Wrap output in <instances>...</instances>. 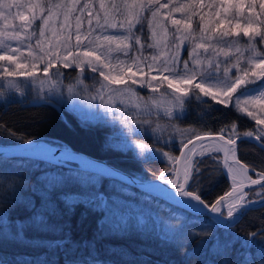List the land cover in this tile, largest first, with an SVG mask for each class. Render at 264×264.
Listing matches in <instances>:
<instances>
[{
	"label": "snow or ice",
	"instance_id": "1",
	"mask_svg": "<svg viewBox=\"0 0 264 264\" xmlns=\"http://www.w3.org/2000/svg\"><path fill=\"white\" fill-rule=\"evenodd\" d=\"M203 0H199L198 3L188 5H176L174 8H170L168 3H160V0H132L131 3L125 2L123 4L124 18L118 23L108 22V13L105 11L104 23L100 22L99 12L92 13L89 11V5L87 3L82 6H78L77 0H71L69 4H45V3H33L27 5L29 15H24L23 12L17 11L13 16V19L17 17L21 21L18 28L12 26L10 29H6L0 32V48L5 49L0 53V62H3L0 67V78L6 80L24 78L30 81L39 79L38 71H42L44 77L50 81L52 87L49 91L55 87L56 80L52 78L53 74H50V69L53 68L54 62L63 64L64 67H69L74 61H79L77 66L81 67L83 72V66L91 68L92 72H99L107 84L101 82L100 99L103 103L104 91L115 92L116 89H110V85L113 84H125V91H130L131 85H127L123 79V75L117 78L110 74H105L104 68L109 67L108 63L102 61V56L105 53L98 54V50H85L83 51V57L87 60L81 59L79 56H73L71 49L67 50V54L61 59L55 53L45 51L42 47V39L45 37V30L49 26V22L54 15H59V11L53 12V9L64 10V25L69 24L70 17H73L75 13L79 12L80 15H75V27H76V41L75 47L79 48L81 44V24L83 20H87L89 29L84 36L85 39L92 37L97 31L101 32V35H97L94 39H88V43L92 44L94 41H100L101 39L111 45L116 42L122 47H117L116 52L122 53L124 57L130 58L133 62L139 63L148 60V57L143 55L145 48L154 49L158 47V43L155 42L157 33L153 31L154 21L155 26L161 28L167 33L166 24L170 21L175 26V31L172 35V42L166 47L175 49L174 52H170L164 56L163 60H160V56L152 55L151 61L159 63H148L146 66L149 69V73L155 67L160 79L157 80L153 77L152 80H148L142 87L147 86L152 89L153 93L160 92L161 88L165 91L161 93L162 96H168V106L163 109V116L169 119L176 116L177 111H183L186 101H189L193 95L197 100H201L202 103H207L201 98L210 96L212 100L217 101L220 104H231L233 108L240 111L247 117H250L255 121L257 128L252 131H246L243 133V137L250 138L249 143L257 141V147L264 152V50L258 47V44H264V29L254 27V24L264 25V0H219L217 5L215 0L208 5L211 8H218V11L213 14L221 16L227 20L229 14L232 16H243L245 11V5H247V11L250 13L247 19L245 27L241 28L239 32L233 33L232 29L221 30L222 21H217L213 27H209L204 23V15H200L199 22L194 26L192 16L196 15V8ZM25 7L20 0H0V18L7 20L9 15H12V9H20ZM259 7V12H256V8ZM100 10H105V4L103 0H100ZM163 8L169 9L167 19L164 21L158 20L160 10ZM191 9L192 15L187 16V19L181 21L174 19L171 16L172 11H185ZM112 12L115 15H121L120 5L113 4ZM87 13V15H85ZM93 16H96V24L93 25ZM39 21L40 23H36ZM145 24L147 28L152 32L149 37L144 32ZM139 25V28H137ZM183 27V34H181ZM240 28V25H236ZM25 28H31V36H36L38 31V37L35 41L36 52L33 49L31 43L27 45L29 49L27 55L22 50L24 41L21 40V30ZM106 28L121 29L122 32L116 34H104ZM135 29V31H134ZM191 29L192 31H189ZM199 30V36H195L196 30ZM205 33H208L206 35ZM53 35H58L53 31ZM247 38L244 40V51L250 53L247 57H236L235 62L229 56L226 49L233 47V37ZM70 36L65 37V42L70 40ZM149 39H152L153 43H147ZM195 40L201 42L195 43ZM6 41H16V47L6 43ZM127 42V43H125ZM239 43V39L235 41ZM186 45H191V51H188ZM136 46H139L136 48ZM184 46L183 51L187 53L188 58L182 59L180 52ZM103 47V45H101ZM135 49L139 55L129 57V53ZM237 52H240L239 47L236 48ZM223 54L224 59H214L213 56L219 57ZM68 56H73V60L70 61ZM242 56V54H241ZM119 60V57H116ZM95 61V63H94ZM121 63L123 61H120ZM38 64H43V68L38 70ZM235 69V72L232 69ZM166 73V74H165ZM56 77L62 75L57 72L54 74ZM136 75L132 73V77ZM175 81H179L180 86H177ZM155 81V83H153ZM195 81V83H194ZM83 84V80L77 81ZM206 82L209 86H206ZM215 82V83H213ZM137 81L132 79V84H136ZM166 86V88H165ZM87 87V86H85ZM216 88L217 91H211V88ZM168 89H171V93H168ZM69 92H72L73 86L69 85ZM2 94V93H0ZM95 99L96 97H91ZM152 106L159 108V104L155 100L152 101ZM110 110V109H109ZM178 118V117H177ZM147 122V121H146ZM82 124L87 127V122L82 121ZM160 125L157 124L154 131L159 130ZM5 133L11 136L13 133L9 129H0V137ZM227 134V139H225ZM196 140L204 143V138L196 135ZM236 125L232 124L230 128L221 129L219 141L212 144L208 148H202L198 155L210 154L212 152L225 153L224 156V168L227 171H223L217 166L216 170L220 171L225 177L232 176L231 191L225 192L224 195L219 196L215 202H205L202 198L201 176L203 173L199 168V164L203 161H193L192 154L195 152L193 148L184 155L183 175L180 177L179 169H166L165 172H161L159 179L163 181L165 185H169V188H158L157 185L152 184V188H157L158 191L168 201L172 202V205L182 206L184 210L192 209V214H185L177 210L176 207L169 206L167 211L161 206L162 201L158 197H153L149 191L145 196V204L154 205V207L139 208L134 207L127 198L133 196L130 190L133 187L140 188L145 181L136 176H125L117 172L115 169H106L105 174L111 178L118 179L121 184L116 188V192L119 195L112 197L106 196L103 192L95 190L92 193L82 197L84 203L93 207L94 210H100L104 213V220L100 222L101 227L104 224L114 221L111 226L113 229H126L129 220L133 218L134 213H138L135 218L137 220V226L143 230L151 220L153 227L149 228V231L155 230V238L160 241V246L164 247L168 244L176 245L179 248L185 249L183 255L191 259L192 257H198L203 259V264H213L211 259L207 257H217L219 264H264V222L260 227L253 232L248 233L243 238L237 236L233 231L234 226L244 218V216L257 208H264V161H261L260 171L255 172L256 178L253 179L249 175V167L247 164H241L239 159H236ZM28 151L44 154L46 157H52L51 148L42 147L40 144H33L31 141H25ZM192 143V139H188L187 142H182L183 148H188V145ZM139 149L138 155H143L149 151V146L145 143H139L135 146ZM173 161H177L178 158L169 156L168 153H163ZM231 157V160H229ZM209 158L215 160L214 156L209 155ZM255 171V167L252 169ZM167 172H172L177 178H172L166 175ZM2 175V172H0ZM237 176L242 177L237 183ZM78 174L69 171L67 174L59 172L44 171L37 177V183L31 185V190L37 196L40 197V205L36 206L35 202H31L30 206L33 209V215L31 221L34 222V226L37 231L46 232L52 230L48 222L49 216L58 215L59 210L54 201L51 200L50 194L60 188H63L70 180H78ZM257 186V187H253ZM248 188V191H245ZM174 190V191H173ZM15 191V188H14ZM65 203L77 202L80 199L79 195H62L60 197ZM160 213H163L164 218H161ZM199 214V215H197ZM26 224L20 221L15 223V232H7L6 236L22 244H29L34 246H48L61 248L64 245L71 243L69 239H57L52 241H41L39 239L28 240L25 237ZM7 228V225H5ZM58 232L59 229H56ZM211 240V244H209ZM195 242V247L188 250V245ZM239 244V248L235 246ZM85 246L87 242H85ZM254 250V251H253ZM95 255L94 249L92 256ZM90 257H86L83 260L76 261V264H100ZM25 264H31V262H25Z\"/></svg>",
	"mask_w": 264,
	"mask_h": 264
},
{
	"label": "trees",
	"instance_id": "2",
	"mask_svg": "<svg viewBox=\"0 0 264 264\" xmlns=\"http://www.w3.org/2000/svg\"><path fill=\"white\" fill-rule=\"evenodd\" d=\"M28 1L30 2L29 4L38 2L53 4L57 0ZM84 1L77 0L79 5ZM125 2L131 3L132 0L129 2L128 0H108V5L118 4L120 5V11L123 12V4ZM198 2L199 0H168L167 3L170 8H174L176 5H188ZM212 2L213 0H203V3L199 4L196 8V15L192 16L191 23L194 26L199 22L200 15H204V23L210 24V27H213L217 21H222L221 25L226 29L231 28L234 34L245 27L244 23H247L246 17L250 15L247 11V5H245L243 16H232L229 14L228 19L224 20L223 14L221 16L213 14L218 11V8L209 7L208 5ZM215 2L217 5L219 4V0H215ZM62 3L68 2L65 1L64 3L62 1ZM256 12H259V7L256 8ZM162 13L164 15L162 21H164L167 19L169 9H162ZM177 13L185 16L186 19L187 16L192 15L191 9L187 10V12L183 10L176 11ZM173 15L172 11L171 16L173 17ZM261 19H264V17H261ZM36 23L38 24L39 21ZM237 24L240 25V28L236 27ZM254 27L264 29V25L258 23L254 24ZM137 28H139V25H137ZM166 28L168 36H171L175 31L170 21H167ZM144 32L151 37L147 24H145ZM236 39L243 40L240 38ZM147 43H151V39ZM258 47L264 50V44H258ZM145 50L148 49L145 48ZM184 53L182 51L181 57ZM53 68L63 73L65 81L72 79L75 75V67L73 66H56ZM0 92L2 91L0 90ZM1 95L0 97H4V95ZM5 97V99L0 98V129H9L13 135L9 136L5 133L0 137V143L44 138L51 144L61 145L66 143L74 149L77 148L93 156L102 157L114 166L140 178L160 176V173L165 172L166 169H172V164L163 158L161 159L155 155H138L131 148H124L117 144V140L115 141V136L112 134L115 126L108 121L84 119L64 103H58L56 106H52L49 103L28 105V100L35 99L29 94L22 95L20 98L15 96ZM201 98L207 103H202L201 100H197L195 95H193L189 101H186L181 115H176L171 119L161 114L153 116L158 121L161 120L170 126H174L182 135L180 140L172 142L159 141L142 133L136 134V138L159 150L177 154L182 142L193 137V135L220 133L222 128L227 129L232 124H235L237 136H240L236 140V155L249 168L253 169L255 167L256 171H250V174L254 176L255 172L260 171L261 161H264V152L256 146V141L253 140V142L249 143L250 138L243 137V133L256 129L255 121L233 108L231 104H220L210 97H203L202 95ZM82 121L87 122V127L82 124ZM225 135L227 136V134ZM200 151L195 152L192 159L193 161H203V163L198 165L203 173L200 178V187L203 193L202 198L208 203L229 189L230 183L227 177L216 170L217 166H219L224 171L221 152L198 155L197 153H200ZM209 155L214 156L215 160L210 159ZM70 163L72 165L65 166L62 163L54 164L26 156H0V172H2L0 177L5 176L9 181L25 182L24 187L15 189V191L0 185V197L3 199L0 200V264H25V262H31V264H76V261L92 256L93 249L95 255L92 258L99 261L100 264H203V259L201 258H186L183 255L185 249L176 245L168 244L161 247L160 241L155 238V230H148L153 227L151 220H149L148 225L143 230L137 226L138 222L135 216L138 213L133 214V218L129 220L126 229H113L111 224L114 221H110L101 227L100 222L104 220V213L100 210H94L93 207L84 203L82 197L95 190L103 192L108 197L119 195L116 192V188L120 186L121 182L115 178H108L79 169L75 166L76 163ZM44 171L63 174L71 171L77 173L79 179L70 180L63 188L57 189L50 194L51 200L57 205L59 214L48 218L49 224L53 226L52 230L40 232L37 231L34 222L31 221L33 209L30 206L33 201L36 206H39L40 197L31 192L29 187L37 183V177ZM166 175L172 177L171 172H167ZM130 190L133 196L130 198L126 197V199L134 207H154V205L145 204V196L147 194L145 191H141L136 187ZM16 193L23 195L24 198L19 197ZM27 194H29V199ZM77 194L80 197L77 202L65 203L60 199L62 195L75 196ZM152 196L157 197L155 195ZM159 200L163 202L161 206L165 211L171 206L176 207L182 213L192 214L161 198ZM160 215L163 219V213H160ZM17 221L26 224L24 231L28 240L52 241L69 239L71 243L64 245L63 248L19 243L6 236L7 232H15V223ZM262 222H264V208H257L248 212L234 226L233 231L237 236L243 238L248 233L256 231ZM5 225H7V228H5ZM56 229H59V231L57 232ZM85 242H87L88 246H85ZM211 242L209 240V244ZM195 246V242H192L188 245V250ZM235 247L239 248V244ZM207 259H211L213 264H219L217 257L209 256Z\"/></svg>",
	"mask_w": 264,
	"mask_h": 264
},
{
	"label": "rangeland",
	"instance_id": "3",
	"mask_svg": "<svg viewBox=\"0 0 264 264\" xmlns=\"http://www.w3.org/2000/svg\"><path fill=\"white\" fill-rule=\"evenodd\" d=\"M62 1L65 3L67 1L69 4L71 3V0H57L53 4H63ZM79 1V0H78ZM130 0H128L129 2ZM20 2L25 5V7H22L20 9H12V15H9L7 20L5 21L3 18H0V32L10 29L12 26H18L20 25L21 21L17 17L16 19H13V16L17 11L23 12L24 15H29V10L27 9V5L30 3L28 0H20ZM105 4V10H100L99 4L100 0H85L82 4L78 6H82L83 4L87 3L89 5V11L92 13L99 12L100 16V22L104 23V16L105 11L108 13V22L109 23H118L120 20L124 18L123 12H121V15H115L112 12V6L108 5V0H103ZM168 0H160V3H167ZM165 9V8H163ZM59 11V15H54L52 20L49 22V26L45 30V37L42 39V47L45 51L51 50V53H55L57 56H59L61 59L67 54V50L71 49L73 56H79L81 59L87 60L88 58L83 57V51L85 50H98V54L103 52L105 55L102 56V61L109 64V67H105L103 70L105 74H110L113 76L119 77L123 75V79L126 82L127 85H131L130 91H125V84H113L110 85V89H116L115 92L112 91H104L103 96L104 100L103 103L100 99V89H101V82L104 84H107V81L103 80V77L100 76L99 72H92L91 68L87 67L85 64L83 66V72H81V67L77 66L79 61H74L69 67H75V75L72 79L65 81L63 79V73L59 77H56L54 74L57 72H60L56 70V68L50 69V74H53L52 78L57 81L55 84V87L52 88L51 91H49V88L52 87L50 84V81L44 77V74L42 71H38L39 79L35 81H30L24 78L19 79H12L6 80L3 78H0V90L2 92V95L4 97L0 98H6L5 96H15L20 98L22 95L29 94L30 96H33L35 99H42V98H49L51 100H54L57 103H64L68 107L75 110L79 115H81L84 119H88L90 121H94L96 119L108 121L110 124L114 125L113 129V135L115 136L114 139L117 144L121 145L124 148H131L136 154L139 153V149L135 146L139 143H144L142 140H138L136 138V134H147L149 136H152L153 139L159 140V141H165V142H172L177 141L182 138V135L178 132V130L174 126H170L168 123L163 121L156 120L153 116L155 115H163V109L168 106V96H162L161 93L165 91L164 88H161L160 92L153 93L152 89L150 87L142 85L146 84L148 80H152L153 77H156L157 80H159L161 77L158 75L155 67L151 70L149 73V69L147 68L148 63H159L151 61L152 55H158L160 56V60H163L164 56L167 55L170 52H174L175 49L169 47H166V45H170L172 42V35L168 36V33H165L161 28L155 26L154 21V28L153 31L157 33L155 37V42L158 43V47L154 49H148L143 51V55L148 57V60L140 62L139 68L137 67V63L133 62L132 59L124 57L122 53H118L115 51L117 47H122V45H118L116 42H113L111 45H109L107 42L103 41L102 39L100 41H94V43L89 44L88 39H94L95 36L101 35L100 31H97L93 34L92 37H89L88 39H85L84 36L87 34V30L89 29V25L87 20H83L81 24V44L79 48L75 47L77 44L76 41V27H75V15H80L79 12L75 13L73 17H70L69 24L67 26L64 25V10L60 9H53V12ZM174 15L172 18L179 19L181 21L186 20L185 16H180L178 13L176 14V11H173ZM87 15V13H85ZM164 17L162 13V9L160 10V15L157 18L158 20L162 21V18ZM40 23V22H39ZM93 25L96 24V16H93L92 20ZM247 23H244V26H246ZM207 25V24H206ZM210 27V24L207 25ZM243 26V25H242ZM221 30H225L226 28L222 25L220 26ZM183 34V27L181 25ZM175 30V26H174ZM53 31H55L58 35H53ZM121 29H112V28H106L104 30V34H116L118 32H122ZM189 31H192L189 29ZM32 29L31 28H25L21 30V40L24 41V44L22 45V50L24 51L25 55H27L29 49L27 48V45L29 43L32 44L33 49L36 52H39V49H36L35 41L38 37V31L36 36H31ZM236 32V30H234ZM199 30L194 33L195 36H199ZM208 35V33H205ZM150 35H152V32L150 31ZM70 36V40L65 42V37ZM2 38V37H0ZM247 38H243V40H239V43L237 44L235 41L237 40L235 37H233V47L230 49H226L228 51L229 56L232 58V61L235 62L236 57L240 56L243 61V57H247L250 55L247 51H244V40ZM154 41L151 39V43ZM195 43H199L201 41L195 40ZM6 43L11 44L13 47L18 46L16 41H6ZM127 43V42H125ZM103 45V47H101ZM188 47V51H191V45H186ZM139 46H136L138 48ZM239 47L241 49L240 52L236 51V48ZM184 46L181 48L180 55L183 51ZM5 51V49L0 48V53ZM242 54V56H241ZM139 53L135 51V49L129 53V57L137 56ZM73 56H68V59L70 61L73 60ZM119 57V60L116 59V57ZM182 59H187L188 55L185 52L184 55L181 57ZM214 59H220L223 60L224 56L221 54L219 57L213 56ZM120 61H123L122 63ZM95 63V61H94ZM3 62H0V65H2ZM60 66L62 67L63 64L59 62H54V66ZM38 70L43 68V64H38ZM86 70V71H85ZM0 71H2V67H0ZM233 72H235V69H232ZM135 72L136 75L132 77V73ZM61 73V72H60ZM166 74V73H165ZM132 79H135L137 81L136 84H132ZM78 80H83V84L78 83ZM155 83V81H153ZM174 83L177 86H180L179 81H175ZM195 83V81H194ZM215 83V82H213ZM69 85L73 86V91L69 92ZM87 86V87H85ZM206 86H209L206 82ZM166 88V86H165ZM168 93H171V89L167 90ZM211 91H217L216 88H211ZM202 95V94H201ZM91 97H96L95 99H92ZM210 97V96H208ZM211 98V97H210ZM155 100L157 104H159V108L152 106V101ZM110 109V110H109ZM182 111H177L176 115H181ZM147 121V122H146ZM157 124L160 125V129L154 131L156 129ZM179 133V134H177ZM146 144V143H145ZM196 147H192L195 149V152L201 150L202 148H208L212 145V143L204 142L201 144V142L196 143ZM149 151L145 152L143 155L145 156H151L155 155L159 158H163L167 160L170 164H172V169L174 167V161L169 159L168 157L164 156L163 153H168L169 156L175 157L176 154H170L169 152L165 150H159L152 145H149ZM187 151L186 153H188ZM194 152V153H195ZM192 154V156L194 155ZM222 156V151H221ZM223 158V156H222ZM184 165V160H183ZM3 183H2V182ZM25 182H16L15 180L9 181L5 176L0 177V185L6 186L9 189L14 190L20 189L24 187ZM6 189V188H4ZM29 190L32 192L31 187H29ZM19 197L24 198L23 195L16 193ZM28 199H29V194ZM0 200H3L0 197Z\"/></svg>",
	"mask_w": 264,
	"mask_h": 264
},
{
	"label": "water",
	"instance_id": "4",
	"mask_svg": "<svg viewBox=\"0 0 264 264\" xmlns=\"http://www.w3.org/2000/svg\"><path fill=\"white\" fill-rule=\"evenodd\" d=\"M42 103H49L52 106H56L58 103L55 102L54 100H51L49 98H42V99H31L27 101L28 105L31 104H42ZM199 135L201 137L204 138V142L207 139L210 138H219L220 137V133H204V134H196ZM196 135H193V137L189 138L192 139V143L188 145V148L192 145H194L195 143L201 142L196 140ZM240 138V136H237L236 140ZM225 139H227V136L225 135ZM188 140V139H187ZM187 140H185L184 142H187ZM25 141H31L34 145L35 144H40L42 145V147H46V148H51L52 151V157H46L44 154L41 153H37V152H33V151H28L27 149V144L25 143ZM256 143H258L256 141ZM237 144H235V148H236ZM186 148V149H188ZM185 148L182 147V145L180 146V148L177 151L176 154V158H178L177 161H174V167L175 169H179L180 171V177L182 178L183 175V160H184V151L186 150ZM224 152L222 151V166L224 168ZM0 156H6V157H12V156H26L32 159H38V160H42V161H47L50 163H62L65 166L66 165H72L70 162H74L76 163V167H78L79 169L85 170V171H90L93 172L97 175H102L105 177L110 178L109 176H107L105 174L106 169H115L117 172H119L122 175L125 176H135L133 174H130L128 172H126L125 170L118 168L116 166H114L113 164H111L110 162L106 161L105 159H103L102 157H96L93 156L89 153H85L84 151H81L79 149H74L72 148L70 145L68 144H51L50 142H48L45 138L44 139H27V140H23L22 142H12V143H6V142H1L0 143ZM236 159H239L237 157V155L235 154ZM193 157V156H192ZM240 160V159H239ZM241 164H245L244 162H242L240 160ZM249 167V166H248ZM224 171H226V169L224 168ZM251 172H254L251 168H249V175ZM256 171V170H255ZM172 178H177L172 172H171ZM252 176V175H251ZM229 180V189H227L226 191H224L222 194L218 195V197H216L215 199H213L211 202H215L216 199L219 198V196L224 195L225 192L231 191V187H232V182L230 181L229 177L226 176ZM253 179L256 178V175L252 176ZM116 179V178H115ZM145 183L140 187L137 188L139 190H143L146 193H148L149 191L151 192V195H155L165 201H167L168 203L172 204L171 201H168L165 197L162 196V194L158 191L157 188H152L151 185L155 184L158 186V188H169L170 190L171 187L169 185H165L163 183L162 180L159 179V176L156 177H152V178H142ZM118 180V179H117ZM119 181V180H118ZM239 183V181L237 182ZM255 187V186H253ZM174 191V190H173ZM245 191H248V188H245ZM175 206V205H174ZM180 208L183 209L182 206H178ZM186 211V210H185ZM187 211H189L190 213L193 212L192 209H187Z\"/></svg>",
	"mask_w": 264,
	"mask_h": 264
},
{
	"label": "bare ground",
	"instance_id": "5",
	"mask_svg": "<svg viewBox=\"0 0 264 264\" xmlns=\"http://www.w3.org/2000/svg\"><path fill=\"white\" fill-rule=\"evenodd\" d=\"M205 142H208L209 144H210V143L214 144V143L222 142V141H219V138L215 137V138L207 139V140H205ZM196 145H197V144L195 143L194 145L190 146L188 149H186V150L184 151V154H185L187 151H189V149H191L192 147H196ZM224 156H225V154H224ZM229 160H231V157H229ZM226 171H227V170H226ZM228 177H229L230 181L232 182V176H231V175H228ZM241 178H242V177L237 176V182L240 181Z\"/></svg>",
	"mask_w": 264,
	"mask_h": 264
}]
</instances>
